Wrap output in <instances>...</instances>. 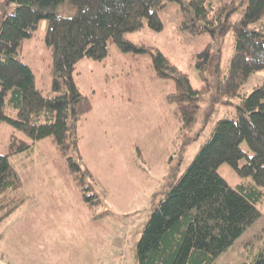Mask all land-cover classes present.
<instances>
[{
	"label": "trees",
	"instance_id": "obj_1",
	"mask_svg": "<svg viewBox=\"0 0 264 264\" xmlns=\"http://www.w3.org/2000/svg\"><path fill=\"white\" fill-rule=\"evenodd\" d=\"M11 1L15 9L5 8L0 16V122L14 128L9 152L0 153V224L22 201L9 194L22 185L10 155L31 151L46 137L55 142L85 201L92 207L101 202L94 177L82 163L78 131L93 102L76 83L74 72L84 57L104 60L113 42L124 52H149L157 75L174 79L176 89L167 100L177 104L186 136L198 123L206 94L205 119L216 103H234L233 98L239 97L236 115L217 120L184 173L172 179L164 197L152 205L134 247L138 264H221L215 258L262 215L264 81L248 94L241 89L253 73L264 70V28L251 26L264 15V0H69L74 7L70 15L59 11L64 0L3 3ZM170 1L180 2L182 29L192 34L209 32L215 38L195 57L203 80L200 88L159 48L127 37L145 21L150 28L162 30L160 11ZM243 4L242 16L233 22L232 13ZM42 19L48 21L45 39L52 51L49 93L37 85L33 68L20 55ZM230 30L234 49L223 70L222 41ZM8 105L15 114L8 112ZM244 140L251 153L242 147ZM224 162L245 178L237 186L218 172ZM243 264H264V243L251 262Z\"/></svg>",
	"mask_w": 264,
	"mask_h": 264
},
{
	"label": "rangeland",
	"instance_id": "obj_2",
	"mask_svg": "<svg viewBox=\"0 0 264 264\" xmlns=\"http://www.w3.org/2000/svg\"><path fill=\"white\" fill-rule=\"evenodd\" d=\"M4 1L0 0V16L5 8L12 12L16 7L14 1L6 5ZM244 7L232 13L233 22L242 16ZM58 8L66 15L74 12L69 0ZM160 15L162 30L150 28L145 21L127 37L159 48L188 73L194 87H202L195 57L215 38L209 32L192 34L182 29L178 1L168 2ZM251 26L264 28V15ZM47 28V19H42L20 54L45 93L51 92L52 63L45 39ZM222 47L224 70L234 49L232 30ZM109 51L104 60H79L74 72L76 83L93 102L78 131L82 163L94 177L101 202L92 207L85 201L51 137L38 140L31 151L10 155L22 185L9 194L22 201L0 224L3 264H138L134 247L152 205L164 197L170 181L184 173L217 120L237 113L239 97L233 98L234 103H216L205 119L206 94L198 123L186 136L177 104L167 100V94L176 89L174 79L157 75L149 52H124L113 42ZM263 81L264 70L253 73L241 93L248 94ZM8 112L15 114V109L8 105ZM13 132L11 123L0 122V153L9 152ZM242 147L251 153L246 140ZM245 160L242 157L240 164ZM218 172L233 186L245 179L228 162L222 163ZM260 209L262 215L215 258V263L251 262L264 243V200Z\"/></svg>",
	"mask_w": 264,
	"mask_h": 264
},
{
	"label": "crops",
	"instance_id": "obj_3",
	"mask_svg": "<svg viewBox=\"0 0 264 264\" xmlns=\"http://www.w3.org/2000/svg\"><path fill=\"white\" fill-rule=\"evenodd\" d=\"M36 83H37V78H36ZM38 85V84H37ZM3 260H2V257L0 256V264H3V262H2Z\"/></svg>",
	"mask_w": 264,
	"mask_h": 264
}]
</instances>
